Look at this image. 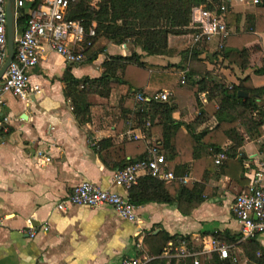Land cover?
I'll list each match as a JSON object with an SVG mask.
<instances>
[{
	"label": "crops",
	"instance_id": "1",
	"mask_svg": "<svg viewBox=\"0 0 264 264\" xmlns=\"http://www.w3.org/2000/svg\"><path fill=\"white\" fill-rule=\"evenodd\" d=\"M228 1L230 9L241 14L240 23L228 24L231 34H239L245 30L246 16L253 13L256 4L253 0ZM254 34L259 38L260 47L252 52L251 64L244 69L236 60L226 59L219 53V37L193 47L190 33L170 35L169 47L174 51L171 55L147 56L139 48L137 51L143 54L142 60L147 65L172 71L175 68H170L171 65L182 64L181 73H187L197 64L192 55L198 48L200 65L225 84H238L239 79L250 76L254 85L260 87L264 86V75L256 74L255 70L263 63L264 32ZM132 50L131 44H110L106 53L94 61L78 65L67 64L58 54L47 50L31 71V86L40 88L32 100L12 94L4 96L3 115L9 121L0 127V214L9 217L0 227V264H121L127 257L151 256L150 247L157 241L152 236L160 239L166 235H187L199 239L215 237V233L240 235L238 241L228 245L236 253L234 259L240 264L246 263L239 246L246 240L241 239L232 207L236 195L249 185L255 173L262 174L260 182L264 185V135L251 138L245 134L242 147L231 149L229 141L222 148L234 155L231 159L243 158L246 184L206 170L200 182L213 187V194L205 195L204 201L187 213L177 203L152 202L138 206L140 222L135 223L121 218L109 205L73 206L67 212L56 209L84 181L129 196L124 187L113 183V175L132 160L135 147L131 143L144 140L148 146L162 144L160 136L148 137L143 128L133 127L135 106L125 101L135 89L128 85L113 88L109 97L94 95L91 121L87 124L79 123L65 94L67 71L79 79L98 78L105 72L104 62L109 55H130ZM173 100L175 120L191 123L197 130L214 124V119L203 125L194 122L207 103L206 92L176 94ZM122 118L127 119L126 123L122 124ZM159 121L157 117L156 122ZM38 149L47 151L52 161L39 164ZM192 165L193 162L188 163L189 168ZM180 167L176 168L177 174ZM30 218L36 226L48 224L49 230L29 236L24 230ZM262 237L264 234L256 239L264 246ZM238 250L241 259L237 257Z\"/></svg>",
	"mask_w": 264,
	"mask_h": 264
},
{
	"label": "trees",
	"instance_id": "2",
	"mask_svg": "<svg viewBox=\"0 0 264 264\" xmlns=\"http://www.w3.org/2000/svg\"><path fill=\"white\" fill-rule=\"evenodd\" d=\"M38 2L39 0L35 4ZM222 4L228 7V24L240 23L241 14L230 9L228 0H99L96 4L94 0H76L70 6V19L82 21L87 28L93 22L96 23L97 36L87 50V62L106 53L110 44H131L133 47L130 55H109L104 62L105 72L98 78L79 79L70 71L65 73V94L72 102L79 123L87 124L91 121L94 95L109 97L113 88L126 84L135 89V92L150 97V101L144 103L142 109L134 112L133 127L143 128L148 137L160 136V150L166 156L170 168L176 171L177 166L182 165L179 174L191 173L194 177L183 184L180 181L166 182L143 176L129 191L130 201L136 206L152 202L177 203L187 213L202 203L205 195L213 194V187L200 182L206 170L217 171L246 184V178L243 177V158L226 160L216 165L214 155L229 141L232 143L231 149L242 147L245 134L251 138L264 135V86H255L250 76L239 79L238 84H225L200 65L198 56L201 51L198 48L192 55V60L197 64L186 73V83L181 84L182 64L171 65L170 68L175 69L165 71L166 68L147 65L142 60L143 54L137 51L139 48L147 56L173 54L174 51L169 47V36L193 32L186 28L193 6L207 5L210 9H215ZM27 20L28 13L23 11L17 19V25L24 28ZM261 32H264V0L256 4L253 13L247 14L245 30L226 36L218 51L226 59L236 60L244 69L251 64L252 52L260 47L257 42L259 38L254 33ZM255 41L257 44L248 46ZM187 53L188 51L184 52V55ZM255 73L264 75V58ZM148 86L151 88H147ZM165 89H172L174 94L168 101L156 100L154 96ZM241 91L247 92L249 97H240ZM202 92L207 93V103L194 122L203 125L214 119V124L197 130L191 123L175 120L173 113L176 105L173 96ZM134 93L126 97L127 105H137ZM157 117L160 118L159 122H156ZM126 121V118H122V124ZM148 121L150 125L147 126ZM131 144L135 147V153L131 154L132 160L127 164L148 156L150 145L144 140H136ZM231 155L234 156L232 153ZM189 162H193L191 168L188 167ZM214 236L232 244L238 241L240 235L231 237L228 234L215 233ZM152 237L157 239L150 247V255L156 257L152 264H166V259L161 257L164 249L171 240L179 236L166 235L160 239L158 236ZM185 237L191 238L187 235ZM205 238L206 236H202L194 243L202 244ZM239 246L245 255V264H264V246L256 238L247 239ZM235 257L236 253L231 248V257L228 260H221L215 253L211 261L213 264H240L238 260L234 262Z\"/></svg>",
	"mask_w": 264,
	"mask_h": 264
},
{
	"label": "built area",
	"instance_id": "3",
	"mask_svg": "<svg viewBox=\"0 0 264 264\" xmlns=\"http://www.w3.org/2000/svg\"><path fill=\"white\" fill-rule=\"evenodd\" d=\"M14 0L16 19L15 55L0 82V127L9 121L3 115V98L12 94L23 100H32V95L39 92L38 85L31 86V70L40 62L45 52L58 54L65 63L78 65L86 61L87 50L97 36L96 23L86 27L80 20L70 19L68 11L76 0ZM260 0H253L258 4ZM23 11L28 13L24 28L17 32V19ZM228 7L226 4L210 9L207 5H195L191 10L190 21L186 27L190 33L192 46H199L219 37L220 47L226 36L231 34L227 22ZM125 45V44H124ZM8 56L7 10L6 0H0V69ZM181 84L187 81L186 72L181 73ZM174 94L172 89L158 92L154 98L168 101ZM136 106L134 110L142 109L144 103L150 101L140 92L133 94ZM150 125V122H147ZM37 162L41 165L50 163L52 156L44 149L37 150ZM233 158L228 149H222L214 155L215 164ZM261 173H255L249 185L239 192L234 200L233 212L240 226L241 239L247 240L264 234V185L261 184ZM143 176H151L161 181H180L186 184L193 179L191 173L177 174L170 168L166 156L160 146H149L146 158L129 163L116 170L113 183L124 187L128 192L139 183ZM88 206L91 208L103 205L111 206L123 219L139 223L138 206L130 201L128 195H123L111 189H104L91 181H84L75 186L72 192L57 205L56 209L67 212L73 206ZM9 216L0 214V227L5 225ZM24 230L29 236L35 237L39 231H48L49 225L44 223L36 226L30 218ZM197 238L179 236L171 240L161 256L166 264H213L211 257L218 254L221 260L231 257V246L213 236L206 237L202 244H195ZM154 256L127 257L121 264H152ZM236 262V259L234 260Z\"/></svg>",
	"mask_w": 264,
	"mask_h": 264
},
{
	"label": "water",
	"instance_id": "4",
	"mask_svg": "<svg viewBox=\"0 0 264 264\" xmlns=\"http://www.w3.org/2000/svg\"><path fill=\"white\" fill-rule=\"evenodd\" d=\"M7 10V35H8V56L7 60L0 69V82L15 55V38H16V19H15V8L14 0H6ZM240 97H249L247 92H239Z\"/></svg>",
	"mask_w": 264,
	"mask_h": 264
},
{
	"label": "rangeland",
	"instance_id": "5",
	"mask_svg": "<svg viewBox=\"0 0 264 264\" xmlns=\"http://www.w3.org/2000/svg\"><path fill=\"white\" fill-rule=\"evenodd\" d=\"M99 0H94V4H96ZM22 28V26L17 25V32ZM32 71V70H31ZM264 239V237H262ZM237 257L241 259V255L239 253V250L237 251Z\"/></svg>",
	"mask_w": 264,
	"mask_h": 264
}]
</instances>
